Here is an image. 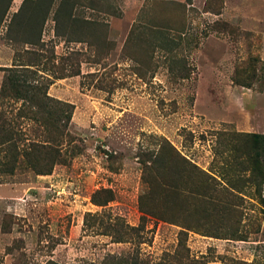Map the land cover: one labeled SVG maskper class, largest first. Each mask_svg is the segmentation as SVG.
Masks as SVG:
<instances>
[{
    "label": "rangeland",
    "instance_id": "rangeland-1",
    "mask_svg": "<svg viewBox=\"0 0 264 264\" xmlns=\"http://www.w3.org/2000/svg\"><path fill=\"white\" fill-rule=\"evenodd\" d=\"M37 59L72 143L49 175L0 173V264H264V186L224 166L231 136L264 135V0H0V90ZM165 143L227 210L154 185ZM176 153L164 177L190 187Z\"/></svg>",
    "mask_w": 264,
    "mask_h": 264
},
{
    "label": "trees",
    "instance_id": "trees-1",
    "mask_svg": "<svg viewBox=\"0 0 264 264\" xmlns=\"http://www.w3.org/2000/svg\"><path fill=\"white\" fill-rule=\"evenodd\" d=\"M38 61L26 64L17 61L12 68L6 69L10 74L0 90V173L12 175L18 171H30L37 175H49L55 166L64 163V149L72 143L69 125L74 107L49 96L52 82L40 75ZM30 123L35 124L36 128L29 129ZM240 138L243 137L231 136L229 139L226 152L231 155L224 159V166L249 173L247 183L260 190L264 186V135L247 134ZM241 142L249 145L245 153L241 152ZM165 147L176 153L169 143H165L150 162L149 168L154 185L158 184L156 186L163 194H193L208 201L213 211L218 202L224 210L231 206L229 202L216 199V190L211 188L212 183L216 185L215 177L178 155V152L176 154L180 156L181 163L194 173L197 183L187 187L182 177L166 179L162 158ZM227 186L228 189L222 190L230 198L235 196L234 193H241L237 185L227 182ZM142 212L150 217L155 216L152 212L143 211V208ZM123 229L126 233L133 231L128 225H124Z\"/></svg>",
    "mask_w": 264,
    "mask_h": 264
},
{
    "label": "crops",
    "instance_id": "crops-1",
    "mask_svg": "<svg viewBox=\"0 0 264 264\" xmlns=\"http://www.w3.org/2000/svg\"><path fill=\"white\" fill-rule=\"evenodd\" d=\"M137 1V0H136ZM138 1H144V0H138ZM181 1V0H180ZM241 124L238 123V126L240 127ZM242 126V125H241ZM54 175L50 176H39L38 181H37V186H35L36 189H46L43 188V184H50L51 186H54V181H56L53 177ZM42 180V181H41ZM31 195V194H30Z\"/></svg>",
    "mask_w": 264,
    "mask_h": 264
}]
</instances>
